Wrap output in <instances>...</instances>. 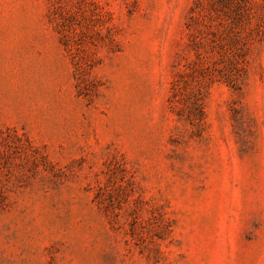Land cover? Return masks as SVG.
<instances>
[{
  "label": "rangeland",
  "instance_id": "obj_1",
  "mask_svg": "<svg viewBox=\"0 0 264 264\" xmlns=\"http://www.w3.org/2000/svg\"><path fill=\"white\" fill-rule=\"evenodd\" d=\"M0 264H264V0H0Z\"/></svg>",
  "mask_w": 264,
  "mask_h": 264
}]
</instances>
